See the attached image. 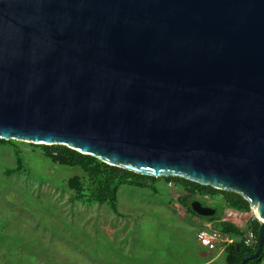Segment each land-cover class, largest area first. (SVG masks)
I'll return each mask as SVG.
<instances>
[{"label":"water","instance_id":"1","mask_svg":"<svg viewBox=\"0 0 264 264\" xmlns=\"http://www.w3.org/2000/svg\"><path fill=\"white\" fill-rule=\"evenodd\" d=\"M0 139L240 194L259 222L247 264L264 245V0H0Z\"/></svg>","mask_w":264,"mask_h":264},{"label":"rangeland","instance_id":"2","mask_svg":"<svg viewBox=\"0 0 264 264\" xmlns=\"http://www.w3.org/2000/svg\"><path fill=\"white\" fill-rule=\"evenodd\" d=\"M19 149L22 169L17 166ZM75 167L54 164L43 149L13 140L0 142V264H188L185 248L205 227L181 202L182 187L157 182L123 184L117 191L118 214L107 204L79 201L66 181L83 176ZM151 187L155 189L152 191ZM211 207L231 209L222 196L201 199ZM253 212L240 218L241 243ZM223 223H214L221 229ZM223 233V231H222ZM224 234V233H223ZM221 242L213 254H221ZM218 254V255H219ZM264 264V260L263 263Z\"/></svg>","mask_w":264,"mask_h":264},{"label":"trees","instance_id":"3","mask_svg":"<svg viewBox=\"0 0 264 264\" xmlns=\"http://www.w3.org/2000/svg\"><path fill=\"white\" fill-rule=\"evenodd\" d=\"M12 141L13 140L5 141L0 139V142ZM31 145L43 149L44 156L54 164L77 167L84 173L81 177L72 176L66 181V187L69 189L72 197L79 201L107 204L116 214H118L117 191L121 185L132 184L144 186L151 181L157 180L153 177L142 176L118 167L109 166L93 156L83 155L63 145ZM15 157L17 166L14 170H21L22 158L19 149L15 150ZM159 179H164L166 182L172 181L184 189L185 195L181 197L180 200L194 215L196 214L190 207L191 201L203 195L212 198L215 196H222L227 207L240 212L248 213L251 210L249 203L238 193L217 190L210 186H203L180 177ZM222 216L223 209H217V213L207 219L210 221L221 220ZM248 228H250L257 237L259 222L256 218L249 221ZM221 230L228 236L239 235L241 231L239 228L228 223H223ZM256 248L257 244L252 248H247L242 241L241 243L233 242L229 244L225 249L226 264H240L242 259L254 253ZM263 260L264 245L259 257L249 261L247 264H261Z\"/></svg>","mask_w":264,"mask_h":264},{"label":"crops","instance_id":"4","mask_svg":"<svg viewBox=\"0 0 264 264\" xmlns=\"http://www.w3.org/2000/svg\"><path fill=\"white\" fill-rule=\"evenodd\" d=\"M157 180H159V179H157ZM157 180L151 181L149 183H153L154 185H152V186H155L156 188L161 190L162 185L159 184L157 182ZM151 188H152L151 190L154 191L153 187H151ZM205 196H207V195L198 196L196 199L192 200L191 203L193 201H195V200H198V201H200L202 203L201 199H204ZM209 198H212V197H209ZM202 205L211 207V206H209V205H207L205 203H202ZM190 207H191V204H190ZM211 208L215 209V208H218V207H211ZM218 209H220V208H218ZM224 211H225V213H227L229 215V217L233 216L234 218L230 219V218H226V217L222 216L221 220H214V221L208 220L207 218H209V217H211V216H213V215H215L217 213V209H215V213L213 215L208 216V217H203V216L197 215L194 211L193 212L197 216L194 215V214H193V216L195 218L201 219V220H203V222H205V227L203 229H205V228L210 226L212 228H215V229H218V230L222 231L221 229L214 227V223H217V222H228V224H230V225H232V226H234L236 228H240V227H242V225L240 223L242 219L241 220H239V219L240 218H245V216L248 215V213L240 212V211H237L235 209H225ZM253 218H254V215H252V217H250V220H252ZM248 224H249V222L247 223V225ZM230 237H232V236H230ZM195 240H196V237H195ZM185 250H186V252L184 253L183 257H187L189 259L192 258L191 262H189L188 264H221L220 260H219L220 254L219 253H218L219 255L218 254H213L212 251H210L206 247L200 245L197 242V240L195 242L193 241L192 246L185 248ZM222 253H223V251L221 252V254ZM262 263H263V261H262ZM223 264H226V260L225 259H223Z\"/></svg>","mask_w":264,"mask_h":264},{"label":"built area","instance_id":"5","mask_svg":"<svg viewBox=\"0 0 264 264\" xmlns=\"http://www.w3.org/2000/svg\"><path fill=\"white\" fill-rule=\"evenodd\" d=\"M165 186L169 189L173 186V182H167L165 183ZM205 198L209 197L205 196ZM196 240L200 245L206 247L210 251L216 250L221 242H224V245L221 247V251H224L229 244L233 243V240L230 236L223 234L222 231L210 226L205 229L199 230L196 233ZM241 240L247 248H252L257 244V237L250 228H247L245 230V232L241 236Z\"/></svg>","mask_w":264,"mask_h":264},{"label":"bare ground","instance_id":"6","mask_svg":"<svg viewBox=\"0 0 264 264\" xmlns=\"http://www.w3.org/2000/svg\"><path fill=\"white\" fill-rule=\"evenodd\" d=\"M260 220L264 221L263 219L259 218Z\"/></svg>","mask_w":264,"mask_h":264},{"label":"flooded vegetation","instance_id":"7","mask_svg":"<svg viewBox=\"0 0 264 264\" xmlns=\"http://www.w3.org/2000/svg\"><path fill=\"white\" fill-rule=\"evenodd\" d=\"M215 209H218V208H215Z\"/></svg>","mask_w":264,"mask_h":264}]
</instances>
